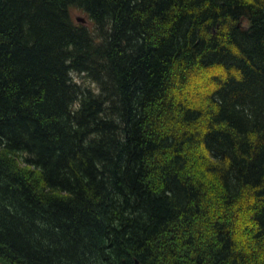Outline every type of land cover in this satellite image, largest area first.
Instances as JSON below:
<instances>
[{"label": "trees", "instance_id": "trees-1", "mask_svg": "<svg viewBox=\"0 0 264 264\" xmlns=\"http://www.w3.org/2000/svg\"><path fill=\"white\" fill-rule=\"evenodd\" d=\"M0 263L264 264V0H0Z\"/></svg>", "mask_w": 264, "mask_h": 264}, {"label": "rangeland", "instance_id": "rangeland-1", "mask_svg": "<svg viewBox=\"0 0 264 264\" xmlns=\"http://www.w3.org/2000/svg\"><path fill=\"white\" fill-rule=\"evenodd\" d=\"M78 15L77 14H73V19L77 17ZM72 77H73V80L78 84V85H81L83 87H90L91 89H94V90H97L96 86L94 84H92V82L86 78L85 76L83 75H78L76 73H72ZM203 83H199L196 88L199 89L200 91L204 90L207 88V84L205 85H202ZM202 85V86H201ZM185 93L189 94L190 96H193L195 94V85H193L191 88H189V90H185ZM193 101L195 102V97L193 98ZM189 103V102H186V104ZM238 211V209H237ZM250 218V215L249 213L246 212V208L245 207H242L241 210H239V212L234 215L232 217L233 220H235V223H237V227L240 228L244 225H246L248 223V220Z\"/></svg>", "mask_w": 264, "mask_h": 264}, {"label": "water", "instance_id": "water-1", "mask_svg": "<svg viewBox=\"0 0 264 264\" xmlns=\"http://www.w3.org/2000/svg\"><path fill=\"white\" fill-rule=\"evenodd\" d=\"M76 21H79V22H82V23L84 22L83 19H79V18H77ZM0 264H1V263H0Z\"/></svg>", "mask_w": 264, "mask_h": 264}]
</instances>
